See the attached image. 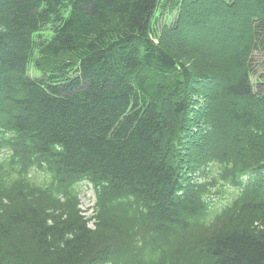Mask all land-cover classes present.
<instances>
[{
	"label": "trees",
	"instance_id": "obj_1",
	"mask_svg": "<svg viewBox=\"0 0 264 264\" xmlns=\"http://www.w3.org/2000/svg\"><path fill=\"white\" fill-rule=\"evenodd\" d=\"M262 56L264 0H0V264H264Z\"/></svg>",
	"mask_w": 264,
	"mask_h": 264
},
{
	"label": "rangeland",
	"instance_id": "obj_2",
	"mask_svg": "<svg viewBox=\"0 0 264 264\" xmlns=\"http://www.w3.org/2000/svg\"><path fill=\"white\" fill-rule=\"evenodd\" d=\"M197 1V0H196ZM197 6V5H196ZM206 11H209V10H205V12ZM211 11V10H210ZM187 21V20H186ZM162 22V21H161ZM160 22V23H161ZM185 26V25H184ZM188 26H192V22L190 21L189 22V20L186 22V26H185V29L188 31L189 30V27ZM234 36V35H233ZM233 36H231L230 38H229V41H226V43H225V46H224V48L226 49V50H232V48H234V44H235V41H234V38H233ZM224 52V51H223ZM258 61H259V68L260 69H264V56H262L261 58H259L258 59ZM261 66V67H260ZM259 74H264L263 72H260ZM206 91H208L209 92V90L207 89ZM199 109H203V107L202 106H200L199 107ZM210 116H211V118H213L214 120H215V122H217V118H216V116H215V114H214V112H213V110H211V113H210ZM251 131V133H253L252 132V130H250ZM232 139V138H231ZM231 139H228L229 141H231ZM79 187L85 192V196L83 195V193H82V195L80 196V208H81V210L86 214V212H85V209L89 206V204H90V199L92 198V192H91V190H90V188H88L87 187V189H85L84 188V185L82 184V185H79Z\"/></svg>",
	"mask_w": 264,
	"mask_h": 264
},
{
	"label": "bare ground",
	"instance_id": "obj_3",
	"mask_svg": "<svg viewBox=\"0 0 264 264\" xmlns=\"http://www.w3.org/2000/svg\"><path fill=\"white\" fill-rule=\"evenodd\" d=\"M175 85V84H174Z\"/></svg>",
	"mask_w": 264,
	"mask_h": 264
}]
</instances>
